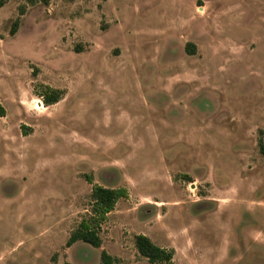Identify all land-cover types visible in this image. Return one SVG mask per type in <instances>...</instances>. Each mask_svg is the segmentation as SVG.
I'll list each match as a JSON object with an SVG mask.
<instances>
[{"label": "rangeland", "instance_id": "rangeland-1", "mask_svg": "<svg viewBox=\"0 0 264 264\" xmlns=\"http://www.w3.org/2000/svg\"><path fill=\"white\" fill-rule=\"evenodd\" d=\"M0 104V264H264V0H7ZM87 175L128 196L68 247Z\"/></svg>", "mask_w": 264, "mask_h": 264}, {"label": "trees", "instance_id": "trees-1", "mask_svg": "<svg viewBox=\"0 0 264 264\" xmlns=\"http://www.w3.org/2000/svg\"><path fill=\"white\" fill-rule=\"evenodd\" d=\"M7 0H0V8L5 6ZM26 8L20 7V14H25ZM20 18H17L12 25L11 35H15L19 30ZM186 51L193 55L197 53V45L193 42L186 43ZM36 95L47 105H54L60 102L66 95V90L56 88L51 85L42 84L36 88ZM0 113L4 114V109L0 104ZM262 149H263V142ZM88 181L93 185L91 192V211L87 217L82 219L77 228L72 232L67 241V246H72L78 241L89 243L95 247H101L103 238L101 236L102 225L107 220L108 215L116 208L117 203L123 197L128 196L125 187H108L94 182L91 175H87ZM135 246L139 254L147 258L153 264H171L174 260L176 250L174 248L162 247L155 243L146 234L135 235ZM121 259L103 250L100 264H122ZM64 264H72L65 262Z\"/></svg>", "mask_w": 264, "mask_h": 264}, {"label": "crops", "instance_id": "crops-1", "mask_svg": "<svg viewBox=\"0 0 264 264\" xmlns=\"http://www.w3.org/2000/svg\"><path fill=\"white\" fill-rule=\"evenodd\" d=\"M57 104V103H56ZM102 185H104V184H102ZM104 186H107V185H104ZM109 187V186H108ZM138 234H140V233H138ZM142 234H145V233H142ZM147 235V234H146ZM149 236V235H148ZM150 237V236H149ZM151 238V237H150ZM152 239V238H151ZM159 245V244H158ZM160 246H162V247H167V248H169L168 246H164V245H160ZM107 251V250H106ZM138 251V250H137ZM110 253V252H109ZM139 253V252H138ZM111 254V253H110ZM113 255V254H112ZM115 256V255H114ZM118 257V256H117ZM143 257V256H142ZM120 258V257H119ZM143 258H145V257H143ZM121 259V258H120ZM147 259V258H146ZM148 260V259H147ZM149 261V260H148ZM150 262V261H149Z\"/></svg>", "mask_w": 264, "mask_h": 264}]
</instances>
